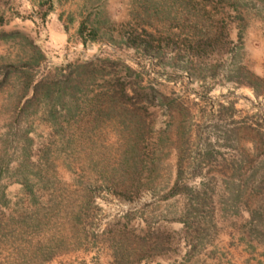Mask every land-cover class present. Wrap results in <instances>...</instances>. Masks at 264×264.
<instances>
[{
	"label": "rangeland",
	"instance_id": "rangeland-1",
	"mask_svg": "<svg viewBox=\"0 0 264 264\" xmlns=\"http://www.w3.org/2000/svg\"><path fill=\"white\" fill-rule=\"evenodd\" d=\"M0 264H264V0H0Z\"/></svg>",
	"mask_w": 264,
	"mask_h": 264
},
{
	"label": "trees",
	"instance_id": "trees-1",
	"mask_svg": "<svg viewBox=\"0 0 264 264\" xmlns=\"http://www.w3.org/2000/svg\"><path fill=\"white\" fill-rule=\"evenodd\" d=\"M2 34H3V35H6V34H9V33H3V32H2ZM35 86H36V85H35ZM35 86H34V87H35Z\"/></svg>",
	"mask_w": 264,
	"mask_h": 264
}]
</instances>
